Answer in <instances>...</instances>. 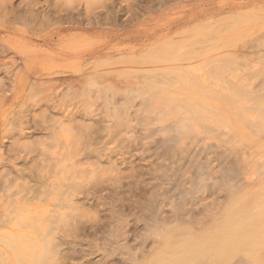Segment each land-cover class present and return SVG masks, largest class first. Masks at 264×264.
Listing matches in <instances>:
<instances>
[{
  "label": "rangeland",
  "instance_id": "rangeland-1",
  "mask_svg": "<svg viewBox=\"0 0 264 264\" xmlns=\"http://www.w3.org/2000/svg\"><path fill=\"white\" fill-rule=\"evenodd\" d=\"M5 1L23 9L37 0H0V10ZM263 7L264 0H38V21L29 18L31 42L40 48L30 59L39 69L31 79L55 72L67 79L57 99L71 96L72 106L90 91L93 121L78 116L63 128L49 122L43 92L21 90L0 66V86L14 88L0 102V264H264V44L244 46L258 35L264 43ZM8 15L0 11V51L7 66L9 58L19 63L15 79L25 60L14 50L29 42L13 26L27 28L29 19L9 26ZM61 16L79 25L58 23L59 35ZM88 20L91 27L82 24ZM50 32L54 42L43 46ZM48 49L59 57H43ZM62 133L76 142L64 143ZM59 175L72 179L71 187L50 193ZM66 199L73 204L62 202V212ZM11 231L30 236L13 240Z\"/></svg>",
  "mask_w": 264,
  "mask_h": 264
},
{
  "label": "bare ground",
  "instance_id": "bare-ground-1",
  "mask_svg": "<svg viewBox=\"0 0 264 264\" xmlns=\"http://www.w3.org/2000/svg\"><path fill=\"white\" fill-rule=\"evenodd\" d=\"M34 1V0H33ZM38 1V0H37ZM37 1L35 2L34 1V3H33V5H34V7H31V6H25V8H23V9H16L15 7H12L11 6V4L10 5H7V3H6V1L5 2H3L2 3V5H3V7H2V9L0 10V11H3V13L6 15H8V17L9 16H11L10 18L12 19V22H11V25H9V26H12L13 24V19L15 20V19H23V21L24 22H26L29 18H31V19H35L34 21H38V12L39 11H37V9L35 8V6L37 5ZM8 2V1H7ZM32 2V0H29V3H31ZM56 2V1H55ZM48 4V3H47ZM46 6V5H45ZM50 6V5H49ZM263 6V5H262ZM261 6V7H262ZM17 7V6H16ZM48 7V6H47ZM50 9V8H49ZM48 9V10H49ZM263 9H264V7H263ZM263 9H262V11H263ZM39 10V9H38ZM46 10H47V8H46ZM46 10H42V11H46ZM260 10H261V8H260ZM47 12V11H46ZM45 12V13H46ZM44 13V14H45ZM43 14V15H44ZM49 14V13H48ZM7 17V18H8ZM41 17L43 18V16L41 15ZM79 17V16H78ZM45 18V17H44ZM83 18V17H82ZM31 19H29L28 20V24H29V22H30V20ZM39 19H40V17H39ZM77 19V18H76ZM5 20H6V18H5ZM16 20V21H17ZM48 20H49V18H48ZM3 21V20H2ZM1 21V22H2ZM9 21H11V20H9ZM21 21V20H20ZM33 21V22H34ZM56 21V20H55ZM58 21V22H57ZM57 21H56V23L58 24V23H66V22H68V23H71V24H77L78 23V25H79V20H73V19H71L70 17H64V16H61V17H59L58 19H57ZM82 21V20H81ZM6 22V21H5ZM15 22V21H14ZM32 22V21H31ZM33 22L31 23V25L29 24V26L26 28V27H18L17 29H15V25L13 26V28H14V31H15V34L17 33V34H19V37L22 39V40H25V41H27V42H29V43H27L28 44V47L27 48H25L24 50H17V48H16V50H14L15 52V55H18V56H20L23 60H25V64H24V71H20L21 73L20 74H17L16 76H17V78H11V76H14V74L16 73V72H14L15 70H16V68L18 67L19 68V63L18 62H14L13 60H11L12 58H9L8 59V61L10 62V67L9 66H7L6 64V61H3V60H5V53H7V52H5L4 53V49L3 50H1L0 51V56L1 57H3V58H0V59H2V61H0V66H3L2 68H3V73H5V74H9L10 76H8L10 79H11V81H13V80H15L14 81V83H15V85L16 86H20L22 89L21 90H23V91H26V90H28V93H32V92H35V93H37L38 91H42L43 92V94H42V96H41V99H42V101H43V103L41 104V105H43L44 106V108H43V112H45L44 114H46V113H48L49 115H53V117H51L50 116V118H49V122H52V123H57V126H60L61 125V127L62 126H64V125H67V124H69L71 121H74L75 119H76V117L78 118V116L79 117H82V119H88V120H91L92 118H91V116H89V114L87 113V110H89L90 109V107H91V101L94 99V96L93 95H91V93H90V91L87 93V96L86 97H84L85 99H83V100H80V101H78V100H74V101H72V102H75V107H74V105L72 106L71 105V103H68V102H70L71 101V96L68 98L67 97V95L66 94H68V93H64L65 95H66V99H63L64 97H62L61 99H59V97H58V99H57V89L59 88V87H61L62 85H63V83L65 82V81H67V79L65 80L64 78H62V77H56V72H55V74L53 75V74H49V76L47 75V78H46V75H45V78L46 79H44V80H42V78L40 79V81H36V80H32L31 79V76L32 75H37L38 74V72H39V69H38V66H36V64H35V62H33L32 60H30L31 59V57L35 54V53H37L39 50H40V48H38V47H36V45L35 44H33L32 42H31V38H32V35H34V28H35V26H32V24H33ZM56 23H54L55 25H57ZM24 24V23H23ZM22 24V25H23ZM47 24V23H46ZM53 24V25H54ZM62 24L61 25H59L58 24V29H57V33L60 35L61 33H62V30H64V27L62 26ZM82 24H84L85 26L87 25L88 27H91V25H92V21H90V20H88L87 21V23L85 24V23H83L82 22ZM7 25V26H8ZM19 25V24H18ZM25 25V24H24ZM38 25H40V24H38ZM81 25V24H80ZM72 26V25H71ZM93 26H95L94 24H93ZM251 27V26H250ZM37 28V27H36ZM41 28H43V26L41 27ZM247 28V27H246ZM21 29V30H20ZM92 29V28H91ZM250 29L251 28H249V31H250ZM9 30V29H8ZM94 30V29H93ZM248 30V29H247ZM12 31V30H11ZM10 31H8V33H9ZM40 33V32H39ZM53 32H50L49 34H47V35H45V36H43L42 38H41V40H42V45L44 46V45H46V46H48V47H50L51 45L49 44V43H51V41H53ZM10 35H11V33H10ZM71 35V34H70ZM15 36V35H14ZM18 36V35H17ZM2 37H4V36H2ZM8 37H9V34H8ZM56 37H57V35H56ZM59 37V36H58ZM61 37V36H60ZM263 36L262 35H258L256 38L254 37L253 38V40L252 39H250V40H252V41H249V39H247L249 42L246 44H244V46L247 48V49H251L250 51H253V50H256L257 49V47L258 46H260L261 44H264L263 43ZM10 39V38H9ZM9 41V40H8ZM7 40H6V42H8ZM66 41V40H65ZM54 42V41H53ZM56 42V41H55ZM9 43H10V41H9ZM13 42H11V44H12ZM34 43H36V42H34ZM7 44V43H6ZM10 44V45H11ZM59 44V43H58ZM62 44V43H61ZM240 44V43H239ZM19 45V44H18ZM238 45V44H237ZM237 45L236 46H234V47H237ZM2 46V45H1ZM38 46H41V45H39L38 44ZM58 46V45H57ZM72 46V45H71ZM10 47V46H9ZM19 47V46H18ZM42 47V46H41ZM48 47H46V48H48ZM55 47V46H54ZM68 47V46H67ZM20 49H21V47H19ZM44 48V47H43ZM72 48V47H71ZM10 49V48H9ZM79 49V48H78ZM239 49V48H238ZM240 49H242L243 50V46H241V48ZM245 49V48H244ZM42 50V49H41ZM61 50V49H60ZM59 50V51H60ZM64 50V49H63ZM93 50V49H92ZM242 50H239V51H242ZM53 51V50H52ZM52 51H49V49L43 54V57L44 56H49L50 58H52V59H56V58H58L59 56H58V54L59 53H57L56 52V54H54L55 52H52ZM55 51H57V50H55ZM62 51V50H61ZM66 51V50H65ZM70 51V50H69ZM90 51V50H89ZM238 51V52H239ZM40 52V51H39ZM76 52V51H75ZM63 53V52H62ZM62 53H60V54H62ZM66 53H67V51H66ZM65 52H64V54L65 55H68V54H66ZM68 53H70V52H68ZM84 53V52H83ZM82 53V54H83ZM242 53H243V51H242ZM81 54V55H82ZM239 54H241V53H239ZM12 55V54H11ZM14 55V56H15ZM70 55V54H69ZM73 55V54H72ZM243 55V54H242ZM18 56H17V58H18ZM35 56V55H34ZM39 56V55H38ZM38 56H36V57H38ZM62 56V55H61ZM64 56V55H63ZM77 56V55H76ZM7 57V56H6ZM42 57V56H41ZM42 57V58H43ZM70 57V56H69ZM73 57V56H72ZM78 57H80V54H79V56ZM66 58V57H65ZM65 58H63V59H65ZM70 59V58H69ZM72 59V58H71ZM80 59V58H79ZM22 60V61H23ZM82 60V59H81ZM32 61V62H31ZM86 61H89V60H86ZM57 62V61H56ZM76 62V61H75ZM83 63H84V61H82ZM81 62V63H82ZM85 63H87V62H85ZM23 64V63H22ZM79 64V63H78ZM38 65V64H37ZM47 65V64H46ZM81 65V64H80ZM84 65V64H83ZM41 66V65H40ZM43 66H45V65H43ZM9 67V68H8ZM21 69V68H20ZM18 70V69H17ZM16 70V71H17ZM53 70V69H52ZM41 71H43V70H41ZM49 71H50V69H49ZM55 71V70H54ZM57 71V70H56ZM48 72V71H47ZM72 72V71H71ZM74 72V71H73ZM0 73H1V71H0ZM71 74V73H70ZM104 74H106V73H104ZM109 74V73H108ZM234 74V73H233ZM252 74V76H250V77H252V78H254L253 77V73H251ZM231 75H232V73H231ZM231 75H230V77H231ZM237 75V74H236ZM67 76V75H66ZM70 76V75H69ZM67 77V78H69V80L71 79L70 77ZM79 76H80V74H79ZM73 77V76H72ZM249 76H248V78L247 79H245V80H248L249 78H250ZM66 78V77H65ZM74 78V77H73ZM79 78V77H78ZM244 78V77H243ZM75 79H77V77L76 78H74V80H72V81H74V82H76V81H79L80 79H77L76 81H75ZM83 79H84V77H83ZM105 79V78H104ZM255 79H256V77H255ZM251 80H254V79H251ZM258 80V79H257ZM261 80V79H260ZM259 80V81H260ZM17 81V82H16ZM74 82H72V83H74ZM2 84H1V86H0V102H7V100H9L10 98H9V92L10 91H13L14 90V88L12 89L11 87V83H8V85H7V83L5 84V81L4 82H1ZM77 83V82H76ZM80 83V82H79ZM247 83H249V81L247 82ZM258 83V82H257ZM81 84V83H80ZM263 84H264V82H263ZM65 85V84H64ZM68 85V84H67ZM70 85V84H69ZM11 86V87H10ZM74 86L75 85H70V86H68L66 89H68V90H70V87H73V89H74ZM97 86V85H96ZM258 86V85H257ZM260 86V85H259ZM79 87V86H78ZM81 87H83V86H81ZM84 87H86V86H84ZM261 87L264 89V86L263 85H261ZM16 88V87H15ZM87 88V87H86ZM86 88H85V90H86ZM94 88V87H93ZM63 89V88H62ZM78 89V88H77ZM95 89H96V87H95ZM94 89V90H95ZM250 89V88H249ZM258 90H260L259 88H257ZM262 89V90H263ZM16 90V89H15ZM75 90V89H74ZM73 90V91H74ZM97 90H98V88H97ZM254 90H256L255 88H254ZM17 91V90H16ZM19 91V90H18ZM30 91V92H29ZM66 91V90H65ZM100 91H102V90H100ZM27 92V91H26ZM66 92H68V91H66ZM75 92H77V91H75ZM8 93V94H7ZM24 94V93H23ZM26 94V93H25ZM59 95H60V93H58ZM63 94V93H62ZM76 94V93H75ZM79 94H81V92L79 93ZM86 94V93H85ZM95 94V93H94ZM29 95V94H28ZM69 95V94H68ZM82 95V94H81ZM96 96H98V91L96 92V94H95ZM27 96V95H26ZM83 96V95H82ZM21 96H19V95H17V96H13L12 98H20ZM74 97V96H73ZM231 97V96H230ZM234 97V96H233ZM41 99H40V101H41ZM79 99V98H78ZM23 100V99H22ZM37 100V99H36ZM25 101V100H24ZM76 101H78V102H76ZM20 102V101H19ZM12 103V102H11ZM22 103H23V101H22ZM35 103V102H34ZM34 103H29V105L30 104H34ZM240 103V102H239ZM37 104H39V103H37ZM26 105V104H25ZM40 105V104H39ZM38 105V106H39ZM32 106V105H31ZM242 106V105H241ZM33 107V106H32ZM41 107V106H40ZM16 108V107H15ZM19 108V107H18ZM23 108V107H22ZM26 109V108H25ZM32 109V108H31ZM19 110V109H18ZM21 110V109H20ZM23 110V109H22ZM21 110V111H22ZM42 110V109H41ZM29 111V110H28ZM15 114H17L16 112H14ZM13 113V114H14ZM41 113V112H40ZM13 114L11 113V116L9 117V118H12V116H13ZM23 114V116L25 117V119L24 118H22L21 116H20V114L19 115H16V116H18V119H19V121H21L22 119H24V121H26L27 120V115L25 114V113H22ZM21 114V115H22ZM42 114V113H41ZM48 115V116H49ZM55 115H59L60 117H57V116H55ZM7 116V115H6ZM14 117V116H13ZM35 117V116H34ZM33 117V118H34ZM57 117V118H56ZM126 117H128V116H126ZM4 118V117H3ZM37 118V117H36ZM43 118V117H42ZM130 118V117H129ZM7 119V118H6ZM14 119H15V117H14ZM128 119V118H127ZM127 119H126V122H127ZM11 121H12V119H10ZM17 119H15V121H16ZM47 120V119H46ZM95 120V119H94ZM97 120V119H96ZM95 120V121H96ZM15 121H14V123H15ZM45 121V120H44ZM48 121V120H47ZM86 121V120H85ZM91 121H93V119L91 120ZM94 121V122H95ZM13 122V121H12ZM18 122V121H17ZM75 122V121H74ZM87 122V121H86ZM18 123H20V122H18ZM17 123V124H18ZM22 123V122H21ZM42 123V122H41ZM123 123H124V121H123ZM53 124V125H54ZM87 125L86 126H91V124H92V122H88V123H86ZM122 124V123H121ZM8 125V124H7ZM15 125H16V123H15ZM19 125H21V124H19ZM41 125V124H40ZM45 125H46V123H45ZM45 125H44V128H45ZM13 126H14V124H13ZM17 126V125H16ZM15 126V127H16ZM78 126H81V127H83V124L82 123H79L78 124ZM14 127V128H15ZM67 128H68V126H66ZM65 127V128H66ZM71 128H72V126H70ZM80 127V128H81ZM18 128H20V127H18ZM50 128H53L52 127V124L50 125ZM63 128V127H62ZM86 128V127H85ZM55 129V128H54ZM64 130V129H63ZM81 130V129H80ZM49 131V130H48ZM65 131H67V129L65 130ZM64 131V132H65ZM50 132V131H49ZM59 132H61V129H60V131ZM58 132V133H59ZM63 132V133H64ZM18 133V132H17ZM20 133V132H19ZM57 133V134H58ZM62 133V140L64 141V143H66V142H68V141H66L65 140V137L67 136H65L64 134ZM66 133H69V132H66ZM81 133V132H80ZM25 134V133H24ZM23 134V135H24ZM22 135V134H21ZM61 135V134H60ZM20 136V135H19ZM58 136V135H57ZM89 136V135H88ZM18 137V136H17ZM52 137H54L53 135H52ZM56 137V136H55ZM91 137H93V135H91ZM52 139V138H51ZM54 139V138H53ZM59 139V138H58ZM67 139V138H66ZM98 140V139H97ZM59 141V142H58ZM57 142L58 143H60L61 142V140H58ZM66 141V142H65ZM72 141H74V140H72ZM74 142H76V141H74ZM74 142L72 143V144H74ZM99 142L101 143V141L99 140ZM69 143V145L71 144L70 142H68ZM56 144V143H55ZM54 143H53V145H55ZM67 144V143H66ZM77 144V143H76ZM81 144V143H80ZM57 145H59V144H57ZM56 145V146H57ZM60 145H63V144H60ZM69 145H67L66 147L68 148V146ZM89 143H83L82 144V146L80 147V148H83L84 150H88V147H89ZM96 145V144H95ZM27 146V145H26ZM65 145H63V147H64ZM72 146V145H71ZM75 148H77L75 145H73ZM72 146V147H73ZM50 147V146H49ZM49 147H47L48 148V151H53L54 149H55V147H54V149L51 147V150H49L50 148ZM59 147V149H60V146H58ZM66 147H64V149L66 148ZM74 147H73V150H75L74 149ZM79 147V146H78ZM90 147H92V146H90ZM89 147V148H90ZM98 147V146H97ZM23 148V147H22ZM46 148V147H45ZM44 147H43V149H45ZM46 148V149H47ZM66 148V149H67ZM96 148V147H95ZM95 148H94V150H95ZM53 149V150H52ZM58 149V148H57ZM63 149V148H62ZM62 149H60L59 151H61L62 152ZM78 149V148H77ZM68 151H70L69 149H67ZM66 150V151H67ZM93 150V149H92ZM100 149H98V151H99ZM170 150V149H169ZM65 151V150H64ZM63 151V152H64ZM65 151V152H66ZM91 151V150H90ZM97 151V152H98ZM32 152H33V150H32ZM35 152V151H34ZM55 152H56V149H55ZM55 152L54 153H52V155H50V153L49 152H47V153H49V155L53 158V155L55 154ZM60 152V153H61ZM70 152H72V150L70 151ZM88 152V151H87ZM86 152V153H87ZM92 152H96V151H92ZM100 152V151H99ZM102 152V151H101ZM40 153H41V150H40ZM56 153H59L58 151L56 152ZM58 154L59 156L60 155H62V153L61 154ZM91 153V152H90ZM90 153H89V155H90ZM104 153H106L105 151H104ZM110 153V152H109ZM101 154V153H100ZM100 154H98V155H100ZM57 155V154H56ZM57 155V156H58ZM64 155H65V153H64ZM102 155H104V154H102ZM56 156V157H57ZM65 156H67V159H65V157H64V160H68L69 161V159H68V155L66 154ZM74 156H77L76 154H75V152H74ZM82 156H84V158H85V153H84V155L82 154ZM91 156L93 157V155L91 154ZM121 156V155H120ZM31 157V156H30ZM69 157H72V154H69ZM86 157H87V155H86ZM100 157H102V156H100ZM106 157V156H105ZM41 158H44V157H41ZM55 158V157H54ZM107 159H108V161H110L111 160V158H112V156L110 155V154H108V156L106 157ZM36 159V158H35ZM78 159V158H77ZM17 160V159H16ZM31 160V159H30ZM33 160V159H32ZM31 160V161H32ZM61 160V159H60ZM71 160V159H70ZM74 160V159H73ZM73 160H71V161H73ZM128 160V159H127ZM34 161H36V160H34ZM63 161V160H62ZM67 161V162H68ZM75 161V160H74ZM73 161V162H74ZM77 161H79V159L77 160ZM75 162V164H78V162ZM115 161V160H114ZM15 163V162H14ZM31 163V162H30ZM80 163H82V162H80ZM110 163V162H109ZM114 163V162H113ZM11 164V163H10ZM32 164V163H31ZM41 164V163H40ZM42 164H43V162H42ZM60 164V163H59ZM59 164H58V166H59ZM72 164H74V163H72ZM130 164V163H129ZM1 165V164H0ZM17 165V164H16ZM50 165V164H49ZM54 165V164H53ZM56 165V164H55ZM61 165V164H60ZM112 165V164H111ZM2 166H3V164H2ZM57 166V167H58ZM66 166H68V165H66ZM71 166H73V165H71V163L69 164V166L68 167H64L63 166V164H62V166L61 167H59L58 169H59V171L60 170H63V173H64V171H66V169H69V167H71ZM75 166V165H74ZM81 166V165H80ZM114 166V165H113ZM57 167H54V171H55V169L57 168ZM100 167H102V166H100ZM28 168V167H27ZM36 168V167H35ZM46 168V167H45ZM113 168H115V167H113ZM117 168V167H116ZM8 169V168H7ZM41 169V168H40ZM49 169V168H48ZM111 169V168H110ZM109 169V170H110ZM23 171H24V169H23ZM43 171H44V169H43ZM43 171H40V175H41V172H43ZM58 171V172H59ZM113 171V169H111V172ZM114 171H116V169H114ZM113 171V172H114ZM120 171H121V169H120ZM26 172H28V171H26ZM35 172V171H34ZM39 172V171H38ZM52 172V171H51ZM123 172V171H122ZM18 173V172H17ZM24 173V172H23ZM44 173V172H43ZM61 172H59V174H60ZM11 174V173H10ZM50 174H52V173H50ZM54 174V173H53ZM65 174V173H64ZM68 174V173H67ZM119 174H121V173H119ZM13 175V174H12ZM38 175V174H37ZM49 175V174H48ZM58 175V174H57ZM76 175V174H75ZM224 175H226V174H224ZM8 176V175H7ZM14 176V175H13ZM12 176V177H13ZM36 176V175H35ZM42 176V175H41ZM52 176H56L55 174L54 175H52ZM60 176V175H59ZM80 176V175H79ZM9 177H11V176H9ZM20 177V176H19ZM44 177H48L47 176V171H46V176H45V174H44ZM60 177H62V176H60ZM52 178V181L54 180V179H56V180H54L53 182H48L49 183V186H50V188L52 187V189H49V191L51 190H53V187L55 188V187H60V189H61V187L62 186H64V185H66L67 184V186H69L68 184H70V183H72L71 181H72V179L70 180V181H68V176H64V177H62V178ZM73 177V176H72ZM115 177V176H114ZM119 177V176H118ZM29 178V177H28ZM38 178H39V176H38ZM15 179V178H14ZM22 179V178H21ZM12 180V179H11ZM19 180V179H18ZM39 180V179H38ZM46 180V179H45ZM65 180L66 181H68L67 183L65 182ZM189 180V179H188ZM29 181V180H28ZM43 181V180H42ZM49 181V180H48ZM50 181H51V178H50ZM93 181V180H92ZM25 182H26V179H25V181H24V184L23 185H25ZM32 182H33V180H32ZM44 182V181H43ZM95 182H97V181H95ZM94 182V183H95ZM5 183V185H6V182H4ZM31 183V182H30ZM34 183V182H33ZM45 183V182H44ZM46 183H47V181H46ZM93 183V184H94ZM7 184H8V181H7ZM40 184V183H39ZM47 185V184H46ZM7 186V185H6ZM73 186V185H72ZM71 187V184H70V186L69 187H67V188H70ZM81 187V186H80ZM92 187V186H91ZM35 188H37V187H35ZM43 188V187H42ZM49 188V187H48ZM65 188H66V186H65ZM2 189H3V187H2ZM45 189H46V187H45ZM56 189V188H55ZM54 189V190H55ZM9 190V189H8ZM59 190V189H58ZM65 190V189H64ZM41 191H43V190H41ZM50 191V193H52ZM57 190H55V192H56ZM31 192V191H30ZM35 192V191H34ZM44 192V191H43ZM58 192V191H57ZM64 192V191H63ZM65 192H67V191H65ZM15 193V192H14ZM35 193H38V192H35ZM35 193H33L32 194V197H30V199L31 200H33V199H35V196L37 197V195H34ZM49 192H46V194H48ZM48 194V195H51V194ZM93 193V192H92ZM7 194H9V193H7ZM30 194V193H29ZM56 193H54V194H52V195H55ZM61 194V193H60ZM66 194V193H65ZM1 195V194H0ZM11 195V194H10ZM39 195H40V193H39ZM45 195V194H44ZM22 196V195H21ZM46 196V195H45ZM44 196V198L42 199L41 198V200H44V199H46V197ZM56 196L58 197V196H60V195H57L56 194ZM56 196H53L54 198L56 197ZM65 196V195H64ZM26 197H28V196H26ZM53 197H51V199H54ZM68 197V196H67ZM71 197V196H70ZM25 198V197H24ZM72 198V197H71ZM26 199V198H25ZM37 199V198H36ZM38 199H40L39 197H38ZM56 199V198H55ZM68 199H69V197H68ZM68 199H66V201H60V204L62 203V202H67V200ZM73 199V198H72ZM17 200V199H16ZM29 201V202H31V203H35V201L34 202H32V201ZM49 200V199H48ZM21 201V200H20ZM23 201V200H22ZM54 201H56V200H54ZM72 201V200H71ZM67 202V204H71L72 202ZM57 202H59V201H56V203ZM2 203V202H1ZM14 203H17V201L16 202H14ZM21 203V202H20ZM23 203V202H22ZM19 204V203H18ZM53 204V203H52ZM64 204V203H63ZM63 204H61L62 205V207H61V205H60V209H63ZM66 204V203H65ZM64 204V205H65ZM73 204V203H72ZM11 205V204H10ZM22 205V204H21ZM20 205V206H21ZM58 205V204H57ZM19 206V205H18ZM19 206V207H20ZM23 206V205H22ZM28 206V205H27ZM30 206V205H29ZM54 206H56L55 204H54ZM67 206H70V205H67ZM7 207V206H6ZM64 207H66V206H64ZM12 208V207H11ZM16 208V207H15ZM21 208H23V207H21ZM25 208V207H24ZM31 208V207H30ZM33 208V207H32ZM58 208H59V206H58ZM55 209V208H54ZM9 210H11V209H9ZM50 210H51V208H50ZM47 211V212H49V213H52L51 211ZM13 211V210H12ZM16 211H17V209H16ZM15 210H14V212H16ZM53 211H55V210H53ZM59 212V214H60V216H61V213L64 211V209L62 210V212H61V210H58ZM4 212H7V210L5 211L4 210ZM3 212V213H4ZM23 212V211H22ZM43 212H45V211H43ZM47 212H45V213H47ZM61 212V213H60ZM12 212H10V214H11ZM20 213V212H19ZM54 213V212H53ZM58 213H56L55 215L56 216H58L59 214ZM5 214H7V213H5ZM16 214H17V212H16ZM63 214V213H62ZM2 215V214H1ZM4 215V214H3ZM2 215V216H3ZM24 215L25 216H27L28 214H25V212L21 215V217L20 218H22V216L24 217ZM7 216H9V214L7 215ZM7 216H5V217H7ZM11 216V215H10ZM14 216V215H13ZM17 216H20L19 214L17 215ZM48 216L49 215H45L44 217H42V218H47L48 220H49V218H48ZM65 216V215H64ZM66 216H68V214L66 215ZM15 217V216H14ZM59 217V216H58ZM9 218V217H8ZM16 219H18L19 220V218L18 217H15ZM41 218V219H42ZM52 218H54V220H55V217H53L52 216ZM67 218V217H66ZM66 218L65 219H63V220H66ZM1 219V218H0ZM40 219V220H41ZM59 219V218H58ZM2 220V219H1ZM1 220H0V222H1ZM3 221H5V220H3ZM40 224V223H39ZM38 224V225H39ZM3 226V225H2ZM40 227V226H39ZM29 229V228H28ZM33 229V228H32ZM37 229V228H36ZM40 229H42V226H41V228ZM39 229H37V231H38ZM43 230H45V229H43ZM45 231H47V229L45 230ZM10 232V231H9ZM11 233H13V235H12V238L11 239H13V240H15V239H20V238H24V239H27L26 237H28V236H30L29 234H30V232H28V233H24V235L23 234H18V233H16V234H14V232H12L11 231ZM10 233V234H11ZM31 233H32V237L35 235V232L34 231H31ZM43 233H45V232H43ZM8 235H9V233H8ZM20 237V238H19ZM30 239V238H29ZM0 242H2V241H0ZM49 242V241H48ZM48 242H47V244L46 245H48L49 247H50V245L52 244H48ZM55 243V242H54ZM54 245V244H53ZM53 245L51 246V247H53ZM48 246H46V248H45V250L47 249V251H48ZM1 248V247H0ZM2 249V248H1ZM50 249V248H49ZM1 254V253H0ZM44 255H46V257H47V254L46 253H44ZM1 257V256H0ZM0 260H2V259H0ZM0 263H1V261H0ZM4 264V263H3Z\"/></svg>",
  "mask_w": 264,
  "mask_h": 264
}]
</instances>
